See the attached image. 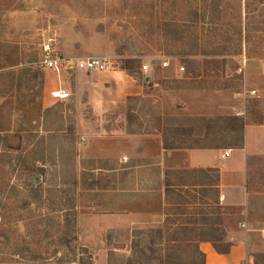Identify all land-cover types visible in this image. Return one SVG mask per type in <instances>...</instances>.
Wrapping results in <instances>:
<instances>
[{"label": "rangeland", "instance_id": "374dc122", "mask_svg": "<svg viewBox=\"0 0 264 264\" xmlns=\"http://www.w3.org/2000/svg\"><path fill=\"white\" fill-rule=\"evenodd\" d=\"M48 44L109 69L47 70ZM235 120L264 124V0H0V264H201L217 236L264 264V169L248 217L212 196L179 219L135 169L157 152L140 136L199 124L228 146ZM132 213L144 229H111Z\"/></svg>", "mask_w": 264, "mask_h": 264}, {"label": "crops", "instance_id": "0c3cea01", "mask_svg": "<svg viewBox=\"0 0 264 264\" xmlns=\"http://www.w3.org/2000/svg\"><path fill=\"white\" fill-rule=\"evenodd\" d=\"M235 110L236 117H242L240 109ZM234 125L239 136L236 143L228 146L219 144L212 133L196 132L199 124H194L195 131L191 129V134H188L187 139L190 140L181 139L178 145L166 139L163 129L153 136H140L148 140L147 144H150L154 137L157 149L153 163L146 162L135 168H141L144 177L153 172L147 181L144 179L142 182L140 193H152L151 195L159 193L162 196L165 217H168L166 216L168 208L173 211L170 216L179 219L180 216L184 217L182 208L193 211L210 206L213 203L212 196L217 200L216 205L219 204V200L223 207L243 209V217H248L250 204L248 181L255 169H264V124H246L243 127L241 122L235 120ZM166 127L167 133L176 132L179 137L188 125H184L181 120L172 119L170 125ZM129 138L133 139L131 135ZM242 142L243 146L240 147ZM145 144L142 142L141 145ZM141 148L143 151L140 154L147 155V150H144L143 146ZM143 157L146 159V156ZM153 178L154 187L151 185ZM154 216L161 217L159 214ZM143 220V213L112 215L111 229H144ZM247 249V241L242 240L235 244L229 255H219L212 247L201 246V251L206 255V264H216L217 261L241 264L246 258Z\"/></svg>", "mask_w": 264, "mask_h": 264}, {"label": "built area", "instance_id": "2783aa9c", "mask_svg": "<svg viewBox=\"0 0 264 264\" xmlns=\"http://www.w3.org/2000/svg\"><path fill=\"white\" fill-rule=\"evenodd\" d=\"M42 66L47 70L54 72L61 71H106L109 69V61L107 59L88 58V59H76L72 60L66 58L58 49L54 48L52 44H48L44 47L43 57L41 60ZM144 71L148 70V66L143 67ZM61 100H67L70 98L68 93H60ZM229 154H227L228 156Z\"/></svg>", "mask_w": 264, "mask_h": 264}, {"label": "trees", "instance_id": "16d2710c", "mask_svg": "<svg viewBox=\"0 0 264 264\" xmlns=\"http://www.w3.org/2000/svg\"><path fill=\"white\" fill-rule=\"evenodd\" d=\"M239 146L242 147L243 146V142ZM63 207H66V206H63ZM63 210H64V208L62 209V211ZM65 210H66V208H65ZM203 219H204V221L208 220L206 217H203ZM67 221H68V219H67ZM211 243H212V246L214 247L215 251L219 255H229L231 253V249H232L233 245L232 244H224L223 237L217 236L215 238V240H211ZM67 245H70V244H67ZM72 253H75V250H72ZM196 254H198V256H200V258H202V263L201 264H206V257H205V255L202 252L199 251V249H196ZM179 258H181V257H179ZM160 260H161V264H166V263H164V260H163L162 257L160 258ZM74 263L75 262H69L68 264H74ZM167 263L168 264H172L171 262H167ZM174 264H182V263L177 262V263H174ZM191 264H197L196 260L192 261Z\"/></svg>", "mask_w": 264, "mask_h": 264}]
</instances>
